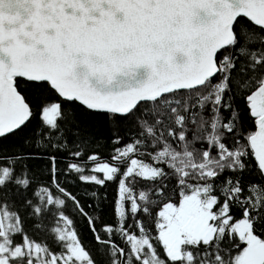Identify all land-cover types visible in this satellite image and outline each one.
<instances>
[{
  "label": "snow or ice",
  "instance_id": "snow-or-ice-1",
  "mask_svg": "<svg viewBox=\"0 0 264 264\" xmlns=\"http://www.w3.org/2000/svg\"><path fill=\"white\" fill-rule=\"evenodd\" d=\"M0 264H264V0H0Z\"/></svg>",
  "mask_w": 264,
  "mask_h": 264
}]
</instances>
